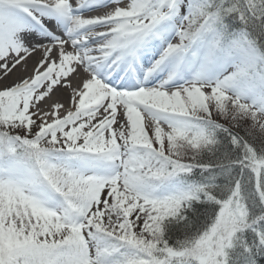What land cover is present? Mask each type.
<instances>
[{"label":"snow or ice","instance_id":"1","mask_svg":"<svg viewBox=\"0 0 264 264\" xmlns=\"http://www.w3.org/2000/svg\"><path fill=\"white\" fill-rule=\"evenodd\" d=\"M0 264H264V0H0Z\"/></svg>","mask_w":264,"mask_h":264},{"label":"bare ground","instance_id":"2","mask_svg":"<svg viewBox=\"0 0 264 264\" xmlns=\"http://www.w3.org/2000/svg\"><path fill=\"white\" fill-rule=\"evenodd\" d=\"M62 95H64V97H65V100H63L64 102H66V92H64V93H61Z\"/></svg>","mask_w":264,"mask_h":264}]
</instances>
